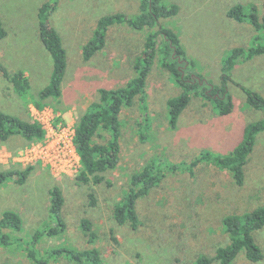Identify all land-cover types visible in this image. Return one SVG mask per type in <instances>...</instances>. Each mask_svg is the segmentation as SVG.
Masks as SVG:
<instances>
[{
    "label": "rangeland",
    "instance_id": "obj_1",
    "mask_svg": "<svg viewBox=\"0 0 264 264\" xmlns=\"http://www.w3.org/2000/svg\"><path fill=\"white\" fill-rule=\"evenodd\" d=\"M45 1L0 0V17L6 30V36L0 38V64L10 73L23 71L30 84L21 91L0 72V109L38 121L45 129L41 140L26 141L13 136L0 141V172L33 167L23 183H18L15 176L0 185V217L10 209L22 220L19 231L6 230L7 233L28 241L35 231L50 227L54 221L49 212V190L57 186L64 198L61 215L66 226L62 233L45 234L40 239L37 248L41 252L58 244L78 250L95 248L103 264H192L200 254L213 256L216 247L228 243L222 217L264 205V131L256 135L243 167L241 185L234 182L229 172L201 162L192 174H167L137 200L139 224L135 229L114 220L113 205L123 198L131 174L148 161L191 162L206 151L229 154L242 140L244 126L263 117V111L247 105L241 87L264 98V54L232 65L228 89L234 109L230 115L217 114L203 95L192 96L176 129L170 130L166 101L178 95L180 89L159 63L162 54L157 52L145 87L150 118L147 138L139 135L144 113L136 98L119 115L120 155L116 168L104 172L105 181L100 184L81 183L76 180L81 162L73 154L71 166L60 170L39 158L27 157L26 151L33 144L53 138L60 130L70 135L85 109L97 101L98 88L123 86L135 74L133 65L143 57L144 36L150 29L137 32L125 23H116L108 30L105 46L84 60L81 48L91 38L97 20L117 12L133 15L138 12L139 1L59 0L50 23L66 51L62 95L41 99L38 92L48 83L52 69L51 56L38 32L37 12ZM161 2L178 8L174 16L160 22L179 35L188 59L194 62L192 75H202L213 84L220 82L222 59L233 48L252 45L257 34L249 22L230 18L228 9L236 4L255 6L259 18H264L263 0ZM201 87L210 90L206 84ZM108 139L105 131L95 136L96 142ZM89 193L95 197L94 205L90 204ZM82 218L93 224L96 237L92 241L79 227ZM254 237L262 259L249 262L240 253L233 264H264V227L254 232ZM16 245H0V264H36ZM47 264L71 263L59 260Z\"/></svg>",
    "mask_w": 264,
    "mask_h": 264
},
{
    "label": "trees",
    "instance_id": "obj_2",
    "mask_svg": "<svg viewBox=\"0 0 264 264\" xmlns=\"http://www.w3.org/2000/svg\"><path fill=\"white\" fill-rule=\"evenodd\" d=\"M59 0H47L38 8V32L39 38L49 52L52 59V69L48 83L39 90L41 99L60 98L62 95V82L66 70V51L58 31L51 25L50 16L54 13ZM138 12L133 15L125 13H113L104 15L96 22L91 38L82 46V57L90 59L106 43L108 30L116 23H125L133 31L146 32L143 43L142 59L135 62L131 76L123 86L116 88H98V98L89 104L81 115L74 128V146L80 156L81 170L76 180L81 183L100 184L104 182L103 173L116 168L120 155V119L123 108L132 105L138 98L143 110L140 138H147L150 118L147 114L146 81L151 71L154 56L157 52L162 54L159 63L164 67L169 77L179 87L180 93L170 97L167 105V126L175 130L178 119L188 106L192 96L203 95L208 99L216 113L221 116L230 115L234 104L229 93L228 83L231 79V68L240 59L250 60L255 56L264 54V18L258 16L255 6L236 4L230 7L227 15L239 22L246 21L256 31L254 42L246 49L237 47L231 49L229 54L222 59L219 84H213L202 75H192L190 69L194 62L188 59L186 51L181 43L179 35L170 28L161 24V20L174 16L177 12L176 5H166L161 0H138ZM264 1V0H263ZM6 36V30L0 17V38ZM0 72L14 87L21 91L29 88L30 84L23 71L10 73L0 64ZM206 84L207 90L201 85ZM199 88H202L199 94ZM246 103L251 109L263 111V117L247 123L243 128L242 140L228 155H217L202 152L191 162H160L148 161L139 170L134 171L130 178L124 196L113 205V218L118 224L128 223L132 229L139 224L136 210L137 200L147 195L156 187L164 176L172 173L187 172L192 174L199 163H207L229 172L237 185L244 181L243 167L247 157L252 152L256 135L264 131V98L257 92L241 87ZM38 106V104H37ZM99 131L109 134L106 142H96L95 136ZM45 131L41 124L31 119H23L6 113L0 109V141H6L12 136H21L26 141L40 140ZM28 166L18 171H1L0 185L9 179H15L23 183L32 170ZM89 201L94 205L96 200L93 193H89ZM64 198L61 190L53 186L49 190V212L53 218L50 227L35 231L31 239L22 241L21 238L12 237L6 230L19 231L22 227L20 215L13 210H5L0 217V245L24 249L28 259L36 264H47L50 261L66 260L71 264H103L99 252L95 248L78 250L68 245L58 244L43 252L39 251L37 244L46 235H57L64 231L66 223L62 218V206ZM222 229L228 236V243L216 247L213 256L200 254L192 264H233L236 257L243 253L249 262H258L263 254L257 244L254 232L264 227V205L242 214H227L221 220ZM82 232L92 241L96 237L92 222L88 218H82L79 223Z\"/></svg>",
    "mask_w": 264,
    "mask_h": 264
},
{
    "label": "built area",
    "instance_id": "obj_3",
    "mask_svg": "<svg viewBox=\"0 0 264 264\" xmlns=\"http://www.w3.org/2000/svg\"><path fill=\"white\" fill-rule=\"evenodd\" d=\"M41 126L43 127L42 124ZM64 133L65 130H60L59 132L54 133L55 136L53 138L46 139L43 143L40 144H33L31 148L26 151V156H29L33 159L39 158L49 164L51 168L54 167L60 170H65L67 166L70 167L72 159L71 155L73 154V156H76L79 160L80 156L77 154L74 146V129L72 130L70 135L69 133L64 135ZM68 151L69 154L67 155Z\"/></svg>",
    "mask_w": 264,
    "mask_h": 264
},
{
    "label": "crops",
    "instance_id": "obj_4",
    "mask_svg": "<svg viewBox=\"0 0 264 264\" xmlns=\"http://www.w3.org/2000/svg\"><path fill=\"white\" fill-rule=\"evenodd\" d=\"M107 38V37H106ZM229 92H230V90H229ZM13 137V136H12ZM24 139V138H23Z\"/></svg>",
    "mask_w": 264,
    "mask_h": 264
}]
</instances>
